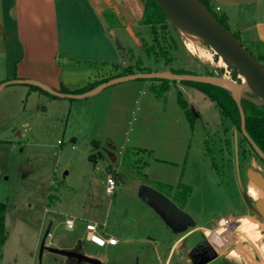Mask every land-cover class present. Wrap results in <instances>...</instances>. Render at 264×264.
Segmentation results:
<instances>
[{
    "label": "rangeland",
    "instance_id": "obj_1",
    "mask_svg": "<svg viewBox=\"0 0 264 264\" xmlns=\"http://www.w3.org/2000/svg\"><path fill=\"white\" fill-rule=\"evenodd\" d=\"M212 10L220 14L214 7ZM168 21L172 28L168 25L167 31L175 43L174 67L189 74L211 73L228 80L236 72L239 82L232 81L242 82L240 73L228 61L214 54L213 60L221 59L224 64L212 66L191 54L169 17ZM123 36L127 39L121 41L116 35L124 47L119 50L118 63L133 64L140 58L152 72L166 69L162 62L155 64L146 58L141 41L151 42L148 31L141 36ZM241 42L255 54L253 45ZM125 67L98 69L91 84L113 78ZM80 77L83 76L77 75L76 79ZM150 83L148 79H136L80 100L59 98L58 106L47 107L35 119H0V139L9 140L0 141V204L5 207L0 264H74L46 249L40 255L46 231L50 236L44 239L45 248L54 242L59 246L80 243V253L102 260V264H156L152 246L122 242L145 234L153 238L167 235L154 212L137 197L142 180L136 170L121 166L120 151L131 146L144 150L137 157L145 163L141 172L150 180L146 184L152 187L151 183H161L173 189L179 184L192 187L181 210L194 219L195 226L174 236L182 238L178 248L182 253L205 238L203 231L214 225L213 219L222 216L239 219L246 230L249 224H256V229L248 231L257 230L259 237L253 240L237 231L228 251L217 239L218 264H264V219L256 217L257 202L247 188L250 172L264 180V163L254 156L237 130H225L228 123L201 92L170 82V89L158 100L149 90ZM177 91L192 110V120L178 104ZM12 128L16 130L12 132ZM19 131L21 138L17 136ZM205 140L214 150L217 169L204 154ZM92 141L108 148L112 156L101 148L95 150ZM91 153L101 156L95 164L90 161ZM108 176L116 183L111 194L105 192ZM66 219L73 221L72 229L66 227ZM86 222L106 225L108 234L119 243L101 248L85 243ZM233 249L241 251L244 261L237 263L226 257ZM181 261L186 258L182 256Z\"/></svg>",
    "mask_w": 264,
    "mask_h": 264
},
{
    "label": "crops",
    "instance_id": "obj_2",
    "mask_svg": "<svg viewBox=\"0 0 264 264\" xmlns=\"http://www.w3.org/2000/svg\"><path fill=\"white\" fill-rule=\"evenodd\" d=\"M209 1L241 41L259 47L264 53V0ZM147 5L148 0H0V83L32 80L56 91L64 88L73 92L93 83L98 69L130 65L124 61L118 63L119 50L124 47L116 35L122 41L127 39L123 33L141 36L149 32L145 20ZM77 75L84 78L76 79ZM59 102L58 97L30 85L10 84L0 90V119H35L47 107L58 106ZM15 130L12 128V132ZM17 136L21 138L20 131ZM101 150L110 156L108 148ZM87 224L96 225L101 237L116 240L109 246L119 243L108 234L106 225L97 222L84 225L85 243L94 246L87 240ZM164 227L165 237L145 234L122 242L152 246L156 264H189L181 261L183 253L178 248L182 238H170V229ZM49 245L79 252L80 243ZM176 254L178 258L173 260Z\"/></svg>",
    "mask_w": 264,
    "mask_h": 264
},
{
    "label": "water",
    "instance_id": "obj_3",
    "mask_svg": "<svg viewBox=\"0 0 264 264\" xmlns=\"http://www.w3.org/2000/svg\"><path fill=\"white\" fill-rule=\"evenodd\" d=\"M153 1L167 15V17L170 15L180 17L207 46L213 49L217 57L231 63L243 76V78L257 89V92L246 91L245 85L242 82L237 83L232 80L222 79L218 76L186 73L177 74L168 71L133 73L119 77H113L82 93H64L53 90L37 81L20 79L9 80L0 83V90L10 84H25L37 87L54 97L80 100L93 96L109 86H113L122 82L136 79H160L177 82L187 81L216 85L230 90L232 94L237 95L238 98L245 96L246 94H255L259 98L258 101L264 103V65L250 52H248L245 47H243L240 42L221 23L216 20L212 13H210V11L207 10V8L199 0ZM238 98L237 103L241 118V133L247 139L248 143L260 154L257 146L245 132V118L239 105ZM235 141L236 137L234 135L235 163L237 165ZM111 156L112 155L110 154V157ZM137 197L145 205H147L160 218L163 224L173 233L180 234L195 226V221L189 214L182 211L174 204V202H172L171 199L155 188L142 183L138 187ZM255 210L256 217L264 219V201L257 202L255 205ZM47 234L48 231H46L41 242L40 255L43 249H46L48 252L67 257L69 259H75L80 263L100 264V260L80 252L58 249L54 247L45 248L44 239Z\"/></svg>",
    "mask_w": 264,
    "mask_h": 264
},
{
    "label": "trees",
    "instance_id": "obj_4",
    "mask_svg": "<svg viewBox=\"0 0 264 264\" xmlns=\"http://www.w3.org/2000/svg\"><path fill=\"white\" fill-rule=\"evenodd\" d=\"M207 10L212 13V15L216 18V20L221 23L239 42L242 46L244 44L241 42L239 36L232 32L229 29V26L226 22L225 17L222 14H217L212 10V4L209 0H199ZM145 20L149 29V33L151 36V42L148 43L146 40L142 39V47L144 48L146 58L153 61V63L157 64L162 62V64L166 67L163 71H168L177 74H189V72H185L180 68H176L173 65L174 55L173 51L175 49L174 40L170 35L168 29V25H172L168 21L167 15L155 4L153 0H149V5L146 11ZM245 49L250 52L258 61H260L264 65V53L259 49V47H255L256 52L253 54L251 48L245 47ZM143 72H152L150 67L145 66L143 60L137 58L135 63L128 65L121 72L117 73L113 77H119L127 74L133 73H143ZM205 75L213 76L211 73H206ZM112 78V77H111ZM107 79H103L96 84H89L84 88L75 90L73 92L67 91L62 88L60 92L64 93H82L87 90H90L96 85L107 81ZM232 80L238 81L236 76V72L232 74ZM171 83H179L185 86L192 87L199 92H201L205 97L211 100L214 103V107L219 112L220 116L226 121L228 125L226 126V131L231 128L237 130L242 138L241 140L246 142L250 150L253 152L254 156L264 163V103L258 101V96L255 94H246L245 96L237 97V95H233L232 92L226 88L204 84V83H195V82H187V81H168V80H160L154 79L151 80L149 90L154 95V97L158 100H162L166 94V92L170 89ZM32 88L43 91L37 87L32 86ZM45 92V91H43ZM46 93V92H45ZM48 94V93H47ZM237 98L239 100V105L242 109L245 118V132L249 136V138L254 142L257 146L260 155L247 141V139L241 133V118L239 107L237 103ZM177 102L180 107L184 110L185 115L188 119L192 120L193 112L188 108L186 101L183 99L180 91H177ZM92 145L95 150L98 151L99 143L97 141H92ZM228 145V142H227ZM204 154L213 166L216 168L217 164L215 161L214 150L209 146L208 140L204 141ZM144 150L136 147H130L123 151L120 162L121 166L124 168H133L136 170V175L143 183L150 182V180L146 177L145 174L141 172V169L145 166L139 157H137L138 153L143 152ZM219 153L222 154L221 149ZM90 161L95 164L98 160H100L101 156L96 155L94 153L90 154ZM217 169V168H216ZM152 187L156 190L160 191L164 195L174 202V204L182 209L192 192V187L185 184H179L175 189L171 186L161 184V183H151ZM150 185V184H149ZM4 214L5 207L3 204H0V249L1 244L4 241L5 229H4Z\"/></svg>",
    "mask_w": 264,
    "mask_h": 264
},
{
    "label": "bare ground",
    "instance_id": "obj_5",
    "mask_svg": "<svg viewBox=\"0 0 264 264\" xmlns=\"http://www.w3.org/2000/svg\"><path fill=\"white\" fill-rule=\"evenodd\" d=\"M169 18H170L171 22L173 23V25L175 26L179 35L183 38L186 49L191 54H193L195 57H197L201 62L208 63L212 66L224 64V61L221 59H219V61H217V62H215L213 60V56L215 54L213 49L203 45L200 42L202 39L198 35H196V33H194L180 17L170 15ZM239 76L242 80V83L245 85L246 91L257 92V89L255 87H253L251 84H249L243 78V76L241 74H239ZM222 79H224V78H222ZM247 180H248V183H247L248 191L250 192V194L252 195L254 200L256 202L264 201V180L260 176H258L257 174H255L253 172H250L248 174ZM239 223H241V222H239ZM240 227H241V224H240ZM247 228L248 229L246 230L242 225V227L239 230L236 229V231H239V233L245 234L246 237H251V239L255 238L253 240H256L259 237V232L257 230L255 232H249L248 230L249 229H251V230L256 229L257 225L256 224H249L247 226ZM224 235H222V234L218 235V237L221 239V240L219 239L220 242L222 244H224V245H220L221 248L223 246H226V244L228 243V238L227 239L223 238ZM218 237H214V239L218 238ZM219 240L216 239L217 242H219ZM226 257L237 262V263H241V261L244 258L241 251L237 250V249H233V250L229 251L227 253Z\"/></svg>",
    "mask_w": 264,
    "mask_h": 264
},
{
    "label": "built area",
    "instance_id": "obj_6",
    "mask_svg": "<svg viewBox=\"0 0 264 264\" xmlns=\"http://www.w3.org/2000/svg\"><path fill=\"white\" fill-rule=\"evenodd\" d=\"M218 10V8H216ZM106 188L105 192L107 194H111L115 187V181L111 176H108L106 179ZM214 225L209 228L205 229L203 231V234L209 243V245L213 248V250L219 255L218 248L219 244L218 242H215L214 237H218L217 233L219 234H225V238H228V244L226 245V251H228V246L231 244V237L234 238L235 235H237L236 229L239 226V219L231 220L226 217H218L213 219ZM65 225L68 229H71L73 227V222L71 220H66ZM87 231V240L93 244L96 247H104L105 245H114L116 243L115 239H105L97 234V226L94 224H87L85 226ZM50 236V234H47ZM214 239V240H213ZM216 239H220L219 237ZM221 240V239H220ZM236 241V240H235ZM233 239V243H235Z\"/></svg>",
    "mask_w": 264,
    "mask_h": 264
},
{
    "label": "flooded vegetation",
    "instance_id": "obj_7",
    "mask_svg": "<svg viewBox=\"0 0 264 264\" xmlns=\"http://www.w3.org/2000/svg\"><path fill=\"white\" fill-rule=\"evenodd\" d=\"M171 231V230H170ZM170 238L177 234L170 232ZM189 264H218L219 255L213 250L205 238L198 239L190 249L183 253ZM76 263L75 259H71Z\"/></svg>",
    "mask_w": 264,
    "mask_h": 264
}]
</instances>
